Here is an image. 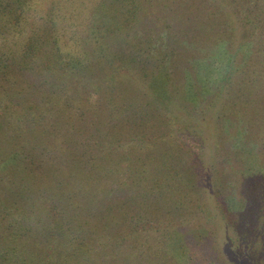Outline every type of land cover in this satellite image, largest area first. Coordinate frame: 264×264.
Wrapping results in <instances>:
<instances>
[{
  "label": "rangeland",
  "instance_id": "rangeland-1",
  "mask_svg": "<svg viewBox=\"0 0 264 264\" xmlns=\"http://www.w3.org/2000/svg\"><path fill=\"white\" fill-rule=\"evenodd\" d=\"M5 2L13 28L0 37V51L2 44L4 52L19 50L31 36L40 42L53 13L58 45L77 52L79 71L61 82V71H39L34 64L20 81L19 96H3V106L26 103L27 112L33 107L37 123L29 117L24 127L29 130L17 142L21 152L30 153L24 163L20 153L19 161L40 173L44 187L54 185L56 196L49 202L38 199L33 210L42 212L18 214L14 221L6 214L11 200L0 195V248H25L7 258L0 251V264H48L41 256L48 252L47 240L39 230L58 227L59 213L69 208L94 224L96 236L134 237L165 252L163 264H264V139L258 132L264 103L247 99L250 37L226 0H167L172 24L159 21L165 13L157 10L138 20L133 18L138 10L109 8L101 0ZM218 11L231 22L224 32L213 25L219 38L228 36L224 42L234 53L229 63L217 39L187 41L191 51L181 32L212 26L202 20ZM114 51H123V59L106 63ZM229 78L234 92L226 87L212 104ZM33 83L45 91L62 90L61 99L51 101L55 109L46 122L40 115L51 105L40 91L26 89ZM5 129L3 117L4 156L13 153L10 143L2 141ZM119 159L116 174L113 165ZM11 171L0 179L8 182ZM177 172L184 180L183 205L172 195L173 184L163 182ZM12 186L0 184L1 189ZM10 221L21 227L18 242L16 236L8 241L14 233ZM34 248L39 250L33 260Z\"/></svg>",
  "mask_w": 264,
  "mask_h": 264
},
{
  "label": "trees",
  "instance_id": "trees-1",
  "mask_svg": "<svg viewBox=\"0 0 264 264\" xmlns=\"http://www.w3.org/2000/svg\"><path fill=\"white\" fill-rule=\"evenodd\" d=\"M166 1L167 0H159L158 4H156L154 0H101L100 3L103 4L102 6H109V8L113 6L119 7V9H123V11L125 10L129 13L131 10L128 11V9L129 7H132L133 9L139 11L136 17L133 13V18H138V20H140L142 16L145 17L147 15V12L151 10H157L159 12L165 13L163 17L161 16L159 21H163L167 24L171 22L172 24L173 21L170 16L172 15V10H169L170 3ZM9 3L10 0H7V4ZM226 4L229 5L231 9L233 8L236 11L238 15L236 19L240 22V25L244 27V36L250 37L248 39V42H250L247 44L249 51H251L252 53L253 61L251 64H247L246 67L249 71L247 73L246 88L250 91L247 99L251 103L256 102V104H258L259 101L261 102V104H263L264 72L259 74L258 72L261 66L262 70L264 71V0H226ZM6 6L7 5L5 0H0V21L9 20V22H4V24L0 22V37L4 34H9V32H11L13 28V25L11 24L12 21H10L9 19V12L6 11ZM220 15H223L221 11H218L214 14L209 12L204 20H201L203 22L211 23L212 26L210 25L208 28H199L198 26H195L198 29H193L192 31L185 27L184 29H181V32H186V35H183L185 38L186 47L188 49L189 47L187 46V41H189L191 44H194L196 42L203 44L204 41L217 39V46L224 48V57L226 56V58H228L227 61L229 63L232 54L234 53L232 50L230 51L229 49H227L229 44L227 42H224L225 37L228 36L224 35V37L219 38L221 35L217 36V34L214 33L215 29L213 28L216 27H213V25L222 27L220 28V31L224 32L229 26H231V22L229 23L225 17L224 18L226 20L224 21L222 17H220ZM129 16L130 15H128V18ZM49 18L51 19L49 23H51L53 27L52 25H50V27H48V29L50 30H46L45 28L47 27L42 30L43 33L45 32L46 37L41 38L40 42L38 37L31 36L29 38H26V41L29 42L27 45L19 44V50H10L8 52H4L5 45L1 43L0 105L2 107H0V118L4 117V122L7 126V129H5L7 130V133L3 135L2 141L7 140L10 143L11 151L13 153L5 156L1 155L0 153V174L5 177V173L12 170V173L9 175L8 182H12L13 186L10 188H0V195L4 194L6 200H11L10 202L7 201L8 204L12 205L8 207L9 210L6 212V214L8 216H15L13 217L14 221L15 219H18V214L25 216L30 213L42 212L39 208L37 211L33 210L36 205L35 203L39 201L38 199L43 198L45 201L49 202V199H55L56 194L53 193L54 185L51 187L43 186L44 179L39 176V172L29 169L25 165L23 166L24 160L26 161V158L28 157V153H30V151L22 149L21 152V145L17 142H20L19 140L21 138V134L29 130H27V128H24L26 127V120H30L29 117H32L33 120L37 123V117L34 115L35 113L30 111L33 109V107L29 108L27 112L24 110L25 107H28L26 106V103H18V106H9L8 104H5L3 106L1 102H3L4 98H6L3 96L11 93L17 94L16 96H19L17 88L23 85L22 83H20V81L24 79L25 76L28 77L27 72H31L29 71V69L34 64L37 65V69H39V71L46 70V68H48L49 71H55L56 69H58L57 71L62 72V79L60 80L61 82L65 79L66 75L69 76V73L71 75H74L75 72L78 73L79 71V62L76 61L78 56L77 52H64L62 47L58 45L56 39H58L59 35L55 30L56 24L53 13L49 14ZM130 18L129 20H131V26H134L135 24L132 22L136 21V19L133 20V18ZM126 20L128 21L127 17ZM91 30L92 29L87 31L88 38L92 37L93 32H91ZM171 38L172 37L169 36L168 41H170ZM98 52L102 51L99 49ZM122 54L123 51H114L111 54L112 59L106 60V63L111 62L115 59V61H117L118 59H123L121 57ZM16 73L19 75L16 76V79H12L7 75H3H14ZM33 77L34 75H30V78ZM30 81L32 82L33 80L30 79ZM33 84L36 87L32 84H29L30 86L28 85L26 89H34L35 91H40L39 93L46 95V101L49 105H51L47 113L40 115L42 117L41 119L45 120L46 122L49 118L52 117V113L55 109L53 108L54 103H51V101H56L58 98L61 99L60 93L62 90H54V88H48V90H51L45 91L46 89L44 88V86L36 85L35 83ZM233 84L234 82L230 78L227 81L223 80V85H220L219 93L217 92L218 95L214 96L213 99L211 98L212 104H214L213 101H218L219 96H221L225 92L226 87L233 91ZM28 101L30 103L32 100ZM236 103L237 102H235L234 104ZM259 130H261L258 132L261 134V138L263 140L264 123L260 126ZM1 150L2 148H0V151ZM20 153L23 160L22 164L19 161ZM121 162H123V159L122 161L121 159H119L114 162L113 166H115L116 168V174H120L119 165L122 164ZM167 164V162L164 163V165ZM11 166H13V168H11ZM176 174V177H173L172 174L170 175V173H168L166 176H164L165 180L163 182L164 184H167L168 187H170V184H173L172 195L177 201H179L178 204L183 205L182 201H184L185 195L183 193L181 185L184 184V180L181 176L178 175V172ZM3 176H1L0 184H8L7 180L3 182V180H5ZM49 185L52 184L50 183ZM16 212L18 213L15 214ZM58 219V227L47 225V227H45L43 230L41 229L42 231L39 230L40 232H44L43 236L47 240L48 252L45 256L42 254L41 256L44 257V259L46 258L48 264H163L162 260L168 257V255H165V252L162 253L161 251L158 253V251L153 249L151 246H147L146 244L148 243H145V241L143 242L142 240H138L134 237L128 238L121 236L118 240H116L115 238L113 239L105 234H103L102 236H96L95 233L97 232L92 228V225L94 224H90L88 221H86L85 215H83L80 211L77 212L69 208L64 212L59 213ZM13 223L15 222L10 221V224H8V228H14V233H12V236L8 241L16 236V238H14L13 240L18 242L21 239L18 233L21 232V227L14 226L15 224ZM51 238L53 239L52 241ZM31 239L34 238H29L28 241H31ZM4 242H7L6 236L4 238ZM33 243L36 244L34 241ZM5 248H0V251H3ZM22 249L25 252L24 247H10L4 250L1 254L4 255L5 258H7L9 256V253L12 256L14 254V251H21ZM32 250L34 251L30 252L29 258H33L34 260V256L39 248H34ZM10 260L12 261V258Z\"/></svg>",
  "mask_w": 264,
  "mask_h": 264
}]
</instances>
